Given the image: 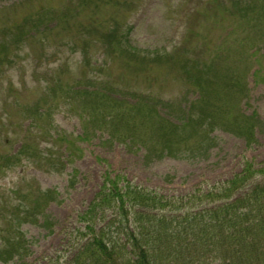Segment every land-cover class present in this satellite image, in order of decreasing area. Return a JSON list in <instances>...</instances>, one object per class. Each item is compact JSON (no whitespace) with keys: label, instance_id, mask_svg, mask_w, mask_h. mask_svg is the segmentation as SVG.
<instances>
[{"label":"rangeland","instance_id":"rangeland-1","mask_svg":"<svg viewBox=\"0 0 264 264\" xmlns=\"http://www.w3.org/2000/svg\"><path fill=\"white\" fill-rule=\"evenodd\" d=\"M245 6L251 7L252 11L246 15L239 14L238 8L241 11ZM117 21L122 28L119 34L123 35L124 44L130 43L142 54L166 51L171 56L164 54L161 62L157 63L162 57L153 59L149 61L150 66L142 69V60L128 55L122 57L126 59L125 63L139 65L141 76L138 77H132L138 69L127 70L126 74V67L123 70L124 63L119 60L113 62V66L111 63L103 64L101 58L98 60L101 61L98 63L100 67L111 68L108 76H103L108 78L110 85L117 83L122 88V83L126 82L133 90V99L124 96L129 105L135 104V93L150 96L148 98L159 105L155 125L141 130L140 135L148 134L147 140L158 138L155 132L161 133L159 121L179 126L183 120L189 119L187 112L190 106H201L202 93L192 84L196 79L192 67L206 63L216 65L211 74L219 79L228 69L242 75L246 89L244 96L237 93V89L231 91V86L225 91L223 85L224 98L222 93L217 96L211 94L208 98L213 102L229 103L232 109L229 114L219 115L214 131L204 127L211 140L207 150L195 152V156L190 158L182 155L179 158L147 159V151L142 145L129 146L114 141L106 131L95 128L88 113L81 111L79 105L84 107L81 102H55L61 95L50 90L69 81L76 83L85 70L87 43L93 42L89 53L95 57L94 62L99 56L107 59L99 53L102 42L99 44L98 38L115 28ZM98 26L108 29L97 30L96 34ZM185 63L189 65L191 77L182 68ZM258 68L262 71L261 76L255 77L253 74ZM118 92L127 94L128 91L123 88ZM166 102L169 106L176 105L179 110L171 114ZM38 103L43 108L42 115H38L39 132L27 134L25 131L30 121L25 117L32 112L30 105ZM242 113L255 115V121L258 120L255 136L249 143L237 135L236 124L232 123ZM137 122L142 124L140 118ZM203 135L200 133L192 138L190 145L198 140H209ZM53 136H57L56 139ZM65 140H72L74 144L67 145ZM23 145L32 152L41 145L42 152L48 154L43 158L48 162L44 159L40 164V161L23 159L2 170L0 248L2 239L11 234L7 230L13 231V215L19 200V197L7 194L11 188L30 189L35 194L53 191L55 201L47 206L45 215L39 216L36 222L24 221L19 226L25 238L27 256L16 257L9 262L1 259L0 264L77 262L75 260L87 246L89 238L82 234L79 219L96 201L108 178L117 179L121 187L128 181L164 198H178L197 192L203 194L225 185L243 170L246 163L252 164L255 170L262 168L264 0H0V157L16 154ZM185 146L182 149L186 150ZM58 159L64 167L57 171L51 165ZM263 183L264 175H255L243 190L233 194L231 200L244 198L246 191L247 197L251 189ZM26 200L33 201L34 198ZM113 213L112 209L106 211L109 220H112L110 216ZM130 225L135 226L133 222ZM162 238L166 240L167 236ZM164 244L166 241L160 245L163 256L158 264H175L169 263L171 254H167L169 247H165L164 253ZM9 246L7 242L5 248ZM181 251V246H178L176 257ZM212 252L209 260L217 258L216 250ZM84 260L85 264H92L91 259L85 257ZM211 264H219V261Z\"/></svg>","mask_w":264,"mask_h":264},{"label":"trees","instance_id":"trees-1","mask_svg":"<svg viewBox=\"0 0 264 264\" xmlns=\"http://www.w3.org/2000/svg\"><path fill=\"white\" fill-rule=\"evenodd\" d=\"M238 11L239 14L246 15L252 11V8L245 6L241 7V11L238 8ZM115 25L116 27L111 29L108 34L104 33L98 38L99 44L102 42L99 53L107 59L99 56L94 62L95 57L89 53L93 42L87 43L84 51L85 70L76 83L72 84L69 81L63 86L58 88L55 86L50 90L56 95H61V98L55 102L57 104H67L66 100H73L77 104L81 102L84 105L83 108L79 105L81 111L88 113L90 123L95 128L106 131L114 141L129 146L131 144L142 145L147 151V159L168 156L179 158L182 155L190 158L195 156V152L207 150L211 140L206 128L214 131L219 115L229 114V110L232 109L231 105H228L229 103L213 102L208 98L211 94L217 96L219 93H222L224 98L226 93L223 94V85L226 88L225 91L231 86V91L237 89V93L241 95L245 93L242 75L228 69L227 73L219 79L211 74L216 65L206 63L198 66L194 64L192 69L196 73L194 75L196 79L192 84L199 93H202L199 100L201 106H190L187 112L189 119L186 122L183 120L179 126L173 122L159 121L161 133L155 132L158 138L153 137L151 140H147L148 134L140 135L141 130H144L143 127L148 130L151 125H155L158 119L156 111L159 105L152 102L148 98L150 96L136 93L135 104L129 105L128 99L129 97L133 99V90L127 86L126 82L122 83V88L117 83L110 85L108 78L103 76H108L107 73L111 68L100 67L101 64L98 63L101 61L98 60L101 58L104 61L103 64L111 63L112 66L115 65L113 62L119 60L124 63L122 68L124 70L126 67V74H128V71H132L133 68L137 70L139 65L135 62L125 63L126 59L122 58L125 55L142 60L140 68L142 69L150 66L149 61L153 59L162 57L161 60H156L157 63L161 62L164 59V53L142 54L137 52L130 43L125 42L124 44L123 35L119 34L122 28L119 27V22H115ZM251 25L253 26V24ZM107 29L105 26H99L95 28V32L97 34V30ZM18 41L16 40V42ZM5 46L8 45H3V47ZM165 56L171 57L169 54H165ZM182 68L188 75L191 74L188 64H183ZM260 73L261 69H257L253 76L257 77ZM132 75V77H138V75L141 76V72L138 69ZM214 75H217L216 72ZM123 88L128 91L127 94L118 92ZM168 103L165 104L167 110L171 114H175L179 107L169 106ZM40 106L41 103L30 105L32 112L25 117L27 121H30L29 127L25 131L27 134L32 131L39 132L38 115H42L43 110ZM48 118V116L45 117L46 120ZM137 118H140L142 124L137 122ZM255 118V115L253 117L242 113V115L236 116L234 121L232 120V123L236 124L237 135L245 138L248 143L254 138L255 129L258 126V120L255 121ZM148 125L150 126L148 127ZM188 128L190 129L188 130ZM200 133L209 140H198L190 145L191 139L199 136ZM188 134L191 136H184ZM53 137L56 139L57 136ZM138 137H141V140H138ZM65 141L67 145L74 144L72 140ZM184 145L187 147L186 150L182 149ZM133 147L135 149V146ZM43 156L47 157L48 154L42 152L41 145L35 152L23 145L16 154L5 158L0 157V175L3 173L2 170L16 165L23 159H33L37 163L40 161V164L44 159L48 162V159ZM51 167L58 171L64 167V163L58 159L53 161ZM258 174L264 175V165L255 170L252 164L246 163L243 170L226 181L225 185L206 193L203 192V194L197 192L194 195L178 198H164L155 192L150 193L148 190L133 186L128 181L121 187L118 185L117 179L108 178L97 195L96 201L81 214L79 219L82 224L80 229L82 234L89 238L87 246L74 264H85V257L91 259L92 264H107L110 261L113 264H158V260H161L163 256L161 252L163 249L160 245L165 241L164 253H166L165 247H169L167 254H171L170 259L166 257L169 263L211 264V262L219 261V264H264V183L251 189V193L247 197H245L246 191L244 198L231 200L233 194L243 190L247 182ZM25 190L14 187L7 193L19 197V200L17 199L16 214L13 215L15 218L12 225L13 231L7 230L11 234L2 239L0 260L2 259L4 262H9L16 257L27 256L25 238L19 230V226L24 221L36 222L39 216L45 215L47 206L55 201L53 191L35 194L36 192L30 189ZM32 197L33 201L26 200ZM10 198L8 196V199ZM109 209L114 210L113 215L110 216L112 220H109L106 214ZM8 214L10 215V212ZM130 217L132 218L130 219ZM131 222L135 226H131ZM163 236H167L166 240H163ZM121 239L125 241L123 242ZM7 242L10 245L9 248H5ZM178 246H181L182 251L176 257L175 252ZM214 249L217 258L209 260ZM206 258L208 259L206 260Z\"/></svg>","mask_w":264,"mask_h":264}]
</instances>
